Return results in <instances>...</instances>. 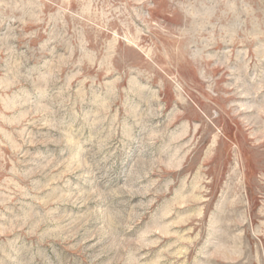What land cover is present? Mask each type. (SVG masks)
<instances>
[{"label": "rangeland", "instance_id": "374dc122", "mask_svg": "<svg viewBox=\"0 0 264 264\" xmlns=\"http://www.w3.org/2000/svg\"><path fill=\"white\" fill-rule=\"evenodd\" d=\"M0 264H264V0H0Z\"/></svg>", "mask_w": 264, "mask_h": 264}]
</instances>
